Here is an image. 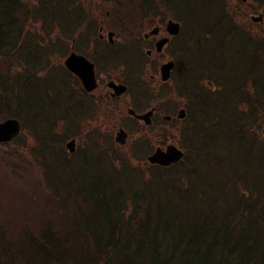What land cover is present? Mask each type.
<instances>
[{
	"label": "trees",
	"instance_id": "16d2710c",
	"mask_svg": "<svg viewBox=\"0 0 264 264\" xmlns=\"http://www.w3.org/2000/svg\"><path fill=\"white\" fill-rule=\"evenodd\" d=\"M86 1L0 0V121L20 122L23 132L12 142L24 138L28 151L9 164L7 144H0V264H264V37L249 34L241 44L252 43L251 62L235 74L221 106L199 84L211 82L215 95L224 93L228 88L215 77L226 73L218 68L203 78V63L196 64L199 75L188 78L202 99L179 128L177 163L140 166L136 151L152 140L143 130L131 131V154L111 138L92 137H80L69 154L64 144L79 136L61 133L63 149L48 161V135L66 129L67 120L33 125L25 106L35 90L41 99L42 88L33 83L60 57L42 53L47 66H36L31 51L92 25L83 18L91 17L83 14ZM212 3L232 19L226 0ZM116 5L134 6L130 0ZM230 25L243 35L241 25ZM233 94L227 114H216Z\"/></svg>",
	"mask_w": 264,
	"mask_h": 264
},
{
	"label": "rangeland",
	"instance_id": "374dc122",
	"mask_svg": "<svg viewBox=\"0 0 264 264\" xmlns=\"http://www.w3.org/2000/svg\"><path fill=\"white\" fill-rule=\"evenodd\" d=\"M169 1V0H167ZM205 1V2H204ZM174 0L173 3L177 5L172 7V9L160 10L158 12L159 24H146L142 23L140 26L136 27L131 23H128L124 20V16L121 14H113L109 16L108 12L119 13L123 10L117 9L115 11L114 6L113 10L110 11V4L105 1L98 2V8L93 11L95 18L99 16L100 23H94L95 27L90 33L88 29L83 30L78 34V38H68L66 35H60L59 38L64 39L68 38L69 41H65V44H70L73 46V51L77 55H83V53L88 50L93 54V65L96 78L98 80L99 87L92 94L93 97L85 95L80 90V82L76 76L66 73L65 70L60 65H50L46 67L43 75L39 81H35L33 85H39L42 88L41 99L39 100L38 96H34V93L31 95L30 103L25 107L27 113L30 115V122L34 125L37 123V120L50 124L51 121H58L62 119L67 120V128L58 127L53 130L48 135V144L49 149L45 154V159L50 160L51 156L55 157L60 154L62 151V140L63 137L61 133H73L79 136V142L77 138H73L75 142V148H78V144L82 143L83 139H88L92 137L95 140H100L101 138L110 139L114 141V136L116 132L121 128L127 133V139L123 146L119 148V151H129L131 154V131L132 130H143L145 131V136L151 137V141L147 142L143 148H150L149 151L144 155L141 150L140 155L142 156V162L139 163L146 165V157L154 151L156 148L165 149L166 146L173 145L178 149H181L180 137L178 134L179 128L181 125L186 124L191 120L190 113L194 112L197 109V101H201L202 98H198V91L189 89L187 85L190 86L191 81L188 78L189 72L186 70V59L181 55L186 50L183 47L177 48L175 46V40L177 37L170 35L166 27V16L170 17L173 21H176L181 26V34H184V37L181 40H178V44L188 45V49L193 50L195 53L191 62L203 63L205 66H209V70H204L201 74L203 78L208 73L216 72L218 68H222L223 72L226 73L224 76H220L221 83L228 88L224 93H219L213 91L211 82H203L199 84L202 88L210 90V103L215 102L218 106L223 104L224 97L226 93L232 89L231 87L237 81L235 74L241 70L243 67H248L251 62L250 58H246L245 61H241L236 55L227 54L230 47L227 48L220 43L221 40H224L228 37V27L227 24H223L219 27H216V22L220 19V14L215 13L218 9L211 8L210 4L212 0ZM230 1V0H229ZM150 2V1H147ZM262 2V3H261ZM59 2L51 3L49 9L57 8ZM85 6V5H84ZM193 8V9H192ZM264 2L258 0H232L230 1V13L231 20L237 22L241 25L242 33L244 38L251 35H260L264 37V15L260 20H256V17L263 12ZM192 9V13L190 10ZM137 12H139L137 10ZM138 18V17H137ZM139 19V18H138ZM253 20V21H252ZM63 25H66L68 22L61 20ZM102 26H101V25ZM159 29H157V28ZM133 28H138V30L133 33ZM72 28L71 30H73ZM101 29V32L99 30ZM212 30L213 37L209 43L204 45V51L208 54L204 56L197 57L198 47L192 45V40L194 44L195 34L203 30ZM111 32L115 34L113 38V43H108L107 45V33ZM71 33V31H70ZM99 34L103 35L102 42L96 41ZM151 37L149 40L152 44L154 42H160L161 40L167 39V41L154 50L152 55L148 59V64L145 62L143 55L138 54V50L143 52L144 50L153 49L152 44H149L143 39L144 35ZM139 35L140 39L134 41L133 38ZM179 36V37H180ZM178 37V38H179ZM54 40V38H52ZM75 40L73 43L72 41ZM153 40V41H152ZM71 41V42H70ZM64 43V41H62ZM60 41L56 44L46 45L42 50L34 49L31 51V60L35 62L36 66H47L44 61L42 53L52 54L56 49L65 50V45ZM168 47L165 49L166 45ZM232 47V50L235 51ZM165 49V50H164ZM251 49V48H250ZM160 50L164 51L160 53ZM88 52V53H89ZM58 54L57 58L62 56V52H55V55ZM159 54V55H158ZM176 59V69L173 72V77L171 81L167 82V85L164 88L158 87L157 77L158 68L161 63L168 60ZM67 55V54H66ZM66 55L61 59V64L63 65V60ZM91 60V58H90ZM209 71V72H208ZM194 74H197V71L193 69ZM118 75V78L116 77ZM161 76V73H159ZM105 76L109 78L105 79ZM136 76H141V79H135ZM149 78H155V84L149 80ZM114 80L117 82L123 83L128 91L127 94L120 98H110V94L107 96L104 94L106 89V81ZM185 83L186 86L182 87V84ZM47 88L48 93H44L43 89ZM53 88V89H52ZM188 89V90H187ZM187 90V91H186ZM190 92L192 94V99L187 100L186 95L182 98V95L179 93ZM177 94L178 97L173 99L162 98V94ZM160 95V99L155 101V98L152 97ZM235 94L231 95L225 106L221 109H218L216 114L226 115L228 112L229 101ZM133 108L139 113L147 112L151 109L155 110L153 117L151 118L152 128H146V126L141 121H135L133 118L127 116V109ZM204 108L206 111L212 109L208 104H201L199 109ZM101 109V115L104 117V120L98 119L99 110ZM180 109H185L188 111L186 113V118L184 120L177 119V113ZM214 110L212 109L213 113ZM170 115L172 120L167 122L163 116ZM202 115V114H201ZM192 116H194L192 114ZM10 118V117H7ZM6 118V119H7ZM13 118V117H12ZM5 120V119H4ZM94 120V121H92ZM3 121V119H2ZM92 121L90 126L88 123ZM111 121L114 124V129L111 130L109 126L105 125L107 122ZM1 122V121H0ZM130 131V134H129ZM23 131H21L22 133ZM110 136V137H109ZM121 140H124L123 136H120ZM145 138V137H144ZM144 138L142 140H144ZM68 141H71L69 139ZM67 141V142H68ZM26 141L24 138H20L15 142H10L7 146L3 145V150L8 154L9 160L8 163L11 164L13 157L19 154H24L28 156V151L26 149ZM67 143L64 144V147ZM136 146V144H135ZM91 149H94V143L91 141ZM135 149V147H134ZM94 154H99L96 150L93 151ZM15 160V159H14ZM27 160H30L28 158ZM129 177L130 174L127 173ZM131 182L135 185L140 183L137 180L130 179ZM157 196L160 200H164L162 194L158 191Z\"/></svg>",
	"mask_w": 264,
	"mask_h": 264
},
{
	"label": "water",
	"instance_id": "95a60500",
	"mask_svg": "<svg viewBox=\"0 0 264 264\" xmlns=\"http://www.w3.org/2000/svg\"><path fill=\"white\" fill-rule=\"evenodd\" d=\"M178 29H179L178 25H173V24L168 25V30L173 35H176L178 33ZM108 36L109 38H111L112 33L108 34ZM166 41L167 39L158 42L156 44L158 46V49ZM64 65L69 71L79 75L83 86L87 90H91L95 87V81L92 75L93 73L92 66L91 65L89 66L87 61L83 57L71 53L68 56V58L65 59ZM172 67L173 64L171 62L161 67L160 73H161V79L163 81H166L169 78ZM109 85L113 87L115 91V95H120L125 91L124 86H115L113 83H110ZM150 115L151 113H148L139 118L143 119L147 124H149ZM182 116H183V112L181 111L179 117ZM20 130H21V125L17 119L8 118L0 122V143H8L12 141L20 133ZM66 147L71 153L74 152V141L72 140L69 143H67ZM181 156H182L181 152L178 151L175 147L168 146L165 152L160 149H157L155 153L148 158V161L152 164L167 166L170 165L171 163L178 161L181 158Z\"/></svg>",
	"mask_w": 264,
	"mask_h": 264
},
{
	"label": "flooded vegetation",
	"instance_id": "af4514ba",
	"mask_svg": "<svg viewBox=\"0 0 264 264\" xmlns=\"http://www.w3.org/2000/svg\"><path fill=\"white\" fill-rule=\"evenodd\" d=\"M151 37H155V36H150V37H147V40L146 41H148L149 42V44H152L149 40L151 39ZM153 41V40H152ZM154 45H155V42L152 44V46L154 47ZM151 50V53L153 52V49H150ZM149 54V56H151L152 54ZM106 94H108V92H106Z\"/></svg>",
	"mask_w": 264,
	"mask_h": 264
}]
</instances>
